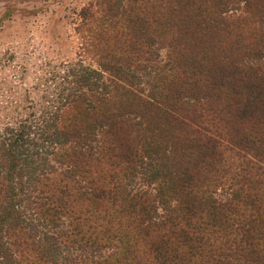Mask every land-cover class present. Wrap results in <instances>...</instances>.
Returning <instances> with one entry per match:
<instances>
[{"label": "trees", "instance_id": "16d2710c", "mask_svg": "<svg viewBox=\"0 0 264 264\" xmlns=\"http://www.w3.org/2000/svg\"><path fill=\"white\" fill-rule=\"evenodd\" d=\"M79 17L1 116L0 264H264V0Z\"/></svg>", "mask_w": 264, "mask_h": 264}, {"label": "rangeland", "instance_id": "374dc122", "mask_svg": "<svg viewBox=\"0 0 264 264\" xmlns=\"http://www.w3.org/2000/svg\"><path fill=\"white\" fill-rule=\"evenodd\" d=\"M89 1L0 0V120L17 110L24 88L32 95L41 69L75 60L95 66L80 49L79 16Z\"/></svg>", "mask_w": 264, "mask_h": 264}]
</instances>
